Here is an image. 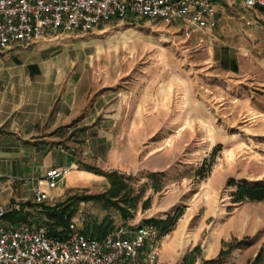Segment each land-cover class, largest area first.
<instances>
[{"label":"rangeland","instance_id":"obj_1","mask_svg":"<svg viewBox=\"0 0 264 264\" xmlns=\"http://www.w3.org/2000/svg\"><path fill=\"white\" fill-rule=\"evenodd\" d=\"M217 19L214 29L191 37L176 25L141 17L112 20L89 33L45 37L58 43L61 58L86 57L75 70L90 105L100 94L113 92L123 117L138 122L132 139L139 161L131 166L134 172L124 174L131 178L117 200L125 213L109 202L79 200L111 187L103 175L47 203L75 195L71 223L80 230L102 223L113 229L150 224L163 264H203L219 258L222 250L219 264H252L264 248V199L234 202L236 186L230 185L231 179L264 180V10L222 3ZM230 55L238 64L226 68ZM91 114L95 124L102 120ZM166 163L171 167L156 171L165 175L152 177L144 169H162ZM178 209L181 214L167 234L150 222L174 216ZM188 216L185 232L177 236ZM247 238L252 244L244 246ZM171 242L175 248L172 244L169 250Z\"/></svg>","mask_w":264,"mask_h":264},{"label":"crops","instance_id":"obj_2","mask_svg":"<svg viewBox=\"0 0 264 264\" xmlns=\"http://www.w3.org/2000/svg\"><path fill=\"white\" fill-rule=\"evenodd\" d=\"M57 44L44 38L0 52V203L34 202L39 182L54 197L46 203H52L104 178L85 170L83 163L123 174H131V166L138 164L132 139L137 118L123 117L113 92L100 94L90 105L89 91L75 70L86 57L61 58ZM230 58L226 68L238 64ZM93 111L102 115L97 124ZM64 167L72 170L55 188L47 187V171Z\"/></svg>","mask_w":264,"mask_h":264},{"label":"built area","instance_id":"obj_3","mask_svg":"<svg viewBox=\"0 0 264 264\" xmlns=\"http://www.w3.org/2000/svg\"><path fill=\"white\" fill-rule=\"evenodd\" d=\"M264 8V0H0V52L31 45L54 33H89L112 20L141 17L178 26L185 36L212 30L219 4ZM72 170L51 168L44 182L55 188ZM35 203L54 199L41 182ZM22 203H0V264H163L157 231L150 224H121L103 237L85 234L76 223L67 236L50 235L28 220L9 216Z\"/></svg>","mask_w":264,"mask_h":264},{"label":"trees","instance_id":"obj_4","mask_svg":"<svg viewBox=\"0 0 264 264\" xmlns=\"http://www.w3.org/2000/svg\"><path fill=\"white\" fill-rule=\"evenodd\" d=\"M263 9L264 8H260ZM82 167L85 170L93 172L98 175H103L110 180L111 187L102 194L95 195H85L83 197H79V200H101L104 202H109L111 205L117 207L125 213L126 210L119 203V197L123 190H125L126 179H130V176H125L118 171H105L100 167L89 165L86 163L82 164ZM205 167V165H203ZM199 169V173H204V168ZM155 175H165L164 172H152L151 176ZM233 184L236 186V191L233 193L234 202H241L245 199L251 200H263L264 199V180H248V179H231L230 185ZM77 197L72 196L69 200L60 201L54 205H49L46 202L35 203V202H24L22 203V207L20 210L9 216V220L12 223H17L19 221L28 220L32 225L36 228H44L48 234L57 235L60 237H65L68 235L70 231L71 220L74 217L77 207L75 199ZM133 198V197H132ZM131 200V199H128ZM128 203H130L128 201ZM181 211L178 209V214L176 215H168L166 219H157L150 220V222H154V224L161 229L162 234H167L169 231L173 229L172 225L175 223L176 219L180 216ZM126 216V214H124ZM179 215V216H178ZM148 222V221H146ZM103 224V223H102ZM93 224L87 225L82 232L85 234L103 237L109 232L113 230V226L107 224ZM241 244L244 246H249L252 244V239H244L241 241ZM225 254V251L222 250L219 258H213L209 260H205L203 264H219L222 256ZM264 256V248L262 247L257 258L252 262V264H262Z\"/></svg>","mask_w":264,"mask_h":264},{"label":"bare ground","instance_id":"obj_5","mask_svg":"<svg viewBox=\"0 0 264 264\" xmlns=\"http://www.w3.org/2000/svg\"><path fill=\"white\" fill-rule=\"evenodd\" d=\"M184 219H185V218H184ZM190 219H191V216H188L185 220L182 221V223H181V225L179 226L178 230L175 232L177 236H178L179 234H181L182 232H185V229H186V227H187V225H188ZM172 244H173V243L171 242V243H169L168 245H166V247L168 246V248H169V250H170V247H172ZM166 247H165V248H166ZM172 249H173V248H172ZM172 249H171V250H172Z\"/></svg>","mask_w":264,"mask_h":264}]
</instances>
